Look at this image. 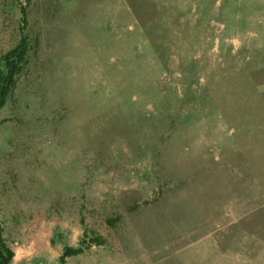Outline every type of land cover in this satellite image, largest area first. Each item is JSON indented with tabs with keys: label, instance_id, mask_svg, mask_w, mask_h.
I'll return each mask as SVG.
<instances>
[{
	"label": "rangeland",
	"instance_id": "374dc122",
	"mask_svg": "<svg viewBox=\"0 0 264 264\" xmlns=\"http://www.w3.org/2000/svg\"><path fill=\"white\" fill-rule=\"evenodd\" d=\"M23 35L12 264H264V0H0V65Z\"/></svg>",
	"mask_w": 264,
	"mask_h": 264
},
{
	"label": "trees",
	"instance_id": "16d2710c",
	"mask_svg": "<svg viewBox=\"0 0 264 264\" xmlns=\"http://www.w3.org/2000/svg\"><path fill=\"white\" fill-rule=\"evenodd\" d=\"M23 17H26L23 9ZM31 43L28 35H23L20 43L2 57L0 65V112L5 108L14 90L18 79L30 62ZM89 243L102 245L104 241L100 237H92L87 242L83 240L78 247L65 246L59 259V264H68V259L84 253L85 246ZM15 252L8 244L4 235V229L0 223V264H12Z\"/></svg>",
	"mask_w": 264,
	"mask_h": 264
}]
</instances>
